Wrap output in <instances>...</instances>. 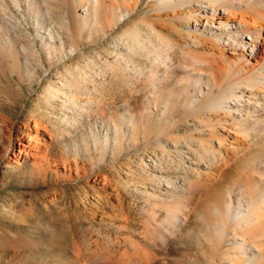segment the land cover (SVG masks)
<instances>
[{
    "label": "rangeland",
    "instance_id": "rangeland-1",
    "mask_svg": "<svg viewBox=\"0 0 264 264\" xmlns=\"http://www.w3.org/2000/svg\"><path fill=\"white\" fill-rule=\"evenodd\" d=\"M257 1L0 0V264H264L250 90L208 110Z\"/></svg>",
    "mask_w": 264,
    "mask_h": 264
},
{
    "label": "bare ground",
    "instance_id": "bare-ground-1",
    "mask_svg": "<svg viewBox=\"0 0 264 264\" xmlns=\"http://www.w3.org/2000/svg\"><path fill=\"white\" fill-rule=\"evenodd\" d=\"M226 4H223V6ZM228 5V4H227ZM229 5H233L232 3H229ZM251 10L249 12H232L235 15H239V21L240 22H245L248 25H250V27L248 26L247 28L243 29V30H238L236 31V36L234 37V40L238 41V44L240 45L243 42V36L246 34L249 37L251 36L253 39H258L260 38V31L257 29V27L255 26V23H259L260 21H264V0H258L257 1V9H252V7L250 6ZM229 12H231L229 10ZM247 14H250L251 18L253 19V25L252 22L249 23L248 21H246L245 16H247ZM234 15V17H235ZM238 35H240V37H237ZM247 37V36H246ZM245 37V39H246ZM232 40V41H234ZM258 41V40H257ZM232 43V42H231ZM230 43V44H231ZM234 44V43H233ZM248 46V51L251 49L253 51V58L256 62L255 65H251V64H247L244 65L243 61H239V60H234L233 61L237 64L236 67H234V71L231 75H227L228 77L225 80V83L223 87L225 86L224 91H219L218 94L216 95V97L213 99V101L209 104L208 106V110L210 111L212 107V103L216 104V110L218 109H224V107H229L228 104L231 100H236V104L235 106L239 107L238 105H240L239 103V99L242 97V93L245 92L247 89L250 90V100L251 103L253 104V106L251 107V119L250 122L247 124V129L249 126V129L247 131H250L251 129H253V131L255 132V136H260V135H264V36L261 37V42L258 43L255 41L254 42H250V41H246L244 42L243 47ZM253 48V49H252ZM244 49V48H243ZM215 57V56H214ZM198 58V57H197ZM215 61L217 59H214ZM226 68V67H225ZM228 74V73H226ZM216 80V78L214 79V81ZM217 82V81H216ZM214 82V84L217 85V83ZM221 85V84H220ZM262 89L260 91H258V89ZM222 92V93H221ZM230 100V101H229ZM250 103V102H249ZM230 109V107L228 108ZM241 109H239V112L236 111L235 114L239 115L238 113H240ZM211 114V113H210ZM213 113L210 115L212 116ZM251 126V127H250ZM209 147V146H208ZM209 149V148H207ZM255 163H257L259 166L262 167V160L259 161H255L252 160L251 163H249L250 165H254ZM248 190H250L248 188ZM246 190H242L243 193H246ZM259 190H262V187H259ZM242 196H237V201L238 204L240 206H243L242 204V199L240 198ZM257 203V202H256ZM255 203V204H256ZM248 213L251 214V220H258L259 222H263L264 221H260L257 216V213H259L260 215H264V212H261V206L256 204L255 206V210L252 211L251 209L247 210ZM256 214V215H255ZM223 219H222V224L220 226H218V230L219 232L222 233H226L227 230L229 228H233V226H241L244 225V222H246V214L244 213V211H242V209H236L234 207H232V205L228 204L226 206V213L225 215H222ZM243 229L245 231H248L249 233L254 232L256 233L258 226L254 225L252 223H247L245 225V227H243ZM251 234V236L256 239V235L257 234ZM224 235V234H223ZM224 237V236H222ZM245 241V238H244ZM253 244H256L255 242H253ZM252 244V245H253ZM245 245V244H244ZM215 247V246H213ZM244 247V246H243ZM247 253L245 252V255ZM254 254V253H253ZM252 254V257H253ZM72 264H81V262L79 260H75L73 261Z\"/></svg>",
    "mask_w": 264,
    "mask_h": 264
}]
</instances>
